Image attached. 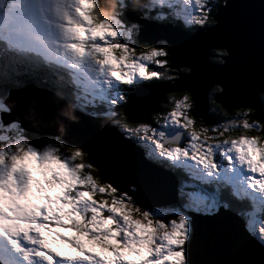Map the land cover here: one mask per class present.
<instances>
[{
  "label": "snow or ice",
  "instance_id": "obj_1",
  "mask_svg": "<svg viewBox=\"0 0 264 264\" xmlns=\"http://www.w3.org/2000/svg\"><path fill=\"white\" fill-rule=\"evenodd\" d=\"M100 6L0 0V113L19 106L23 62L64 68L102 103L70 100L62 123L117 134L0 143V264H264V5L223 25L229 0Z\"/></svg>",
  "mask_w": 264,
  "mask_h": 264
},
{
  "label": "water",
  "instance_id": "obj_2",
  "mask_svg": "<svg viewBox=\"0 0 264 264\" xmlns=\"http://www.w3.org/2000/svg\"><path fill=\"white\" fill-rule=\"evenodd\" d=\"M253 4L258 8L260 5H264V0H237L235 8L232 7V0H229V8H221V15L217 16L216 19L222 25L226 22L230 23L239 16L249 13ZM218 38L222 42L224 41L223 36ZM223 46H226V43ZM247 50L253 61L258 65L261 50L258 21H254L253 35L247 44ZM228 63L231 66L233 62L229 61ZM229 70L219 69L218 71L227 73ZM14 94L13 99L18 101L19 106L12 104L10 113H0V124L3 127H11L13 124H18L28 134L59 137L70 143L83 139L86 129H90L96 134H103L109 139L114 140L116 138L117 134L110 127V121L107 119L93 121L87 115L76 113L79 116V123H62V111H69L72 108L65 100L49 90L31 85L17 90ZM20 101L22 102L20 103ZM221 212H223V209ZM225 215L227 216V214ZM220 231L225 237V251L234 249L239 240L229 236L232 229L226 220L220 222Z\"/></svg>",
  "mask_w": 264,
  "mask_h": 264
},
{
  "label": "trees",
  "instance_id": "obj_3",
  "mask_svg": "<svg viewBox=\"0 0 264 264\" xmlns=\"http://www.w3.org/2000/svg\"><path fill=\"white\" fill-rule=\"evenodd\" d=\"M145 3V0H142V4ZM101 6L107 8L108 5L104 3V0H101ZM100 6V7H101ZM24 68V69H23ZM62 68L59 69H48L42 68L38 64L23 62L20 66L19 72L17 74V83L16 89H22L28 87L29 85H36L39 88L48 89L51 92L59 95L65 101L78 100L81 106H88L90 103L85 100L78 98L75 91V85L72 80V73L65 76L64 74L58 73ZM72 75V77H71ZM81 90V87L79 86ZM99 105V104H98ZM11 129V128H10ZM8 130L9 136H6V129L0 126V143L5 142L7 139H18V136H21V133L16 132L15 129ZM24 135L31 144L39 146V148L45 147L49 143H55V138L52 136H40L38 134H28L24 132ZM17 136L15 138H12Z\"/></svg>",
  "mask_w": 264,
  "mask_h": 264
},
{
  "label": "clouds",
  "instance_id": "obj_4",
  "mask_svg": "<svg viewBox=\"0 0 264 264\" xmlns=\"http://www.w3.org/2000/svg\"><path fill=\"white\" fill-rule=\"evenodd\" d=\"M214 2L218 4L220 7H225L228 3V0H214ZM104 3H106L108 7L105 8L101 6L95 12V15L99 17V19L101 20L111 17L114 13H116L119 10L120 0H104ZM131 3L139 7L142 4V0H131ZM225 55H227L226 52H225ZM261 98L264 99V93L261 94ZM69 113H70L69 118L72 120H75L76 117L71 114V113H74V110L70 109Z\"/></svg>",
  "mask_w": 264,
  "mask_h": 264
},
{
  "label": "rangeland",
  "instance_id": "obj_5",
  "mask_svg": "<svg viewBox=\"0 0 264 264\" xmlns=\"http://www.w3.org/2000/svg\"><path fill=\"white\" fill-rule=\"evenodd\" d=\"M75 79H76V81L75 82H78V80H79V77H74ZM82 85V84H81ZM83 86V91H85V92H88L89 94H92L91 92H90V90L85 86V85H82ZM88 94V95H89ZM15 95V94H14ZM82 93H79V95H78V98H82L83 99V97H82ZM92 95H94V94H92ZM94 96H96V95H94ZM85 98H88V97H86V96H84ZM97 97V96H96ZM98 98V97H97ZM19 100V99H18ZM22 101H20V103H21ZM91 103L92 104H99V103H97V102H95L94 100H91ZM11 129H15L16 130V132H20V130H19V127H18V125H16V127L15 128H11ZM10 129V130H11ZM21 133V132H20ZM5 135L6 136H9V133H7V131H6V133H5ZM21 135H22V133H21ZM15 137H17V136H14V137H12V138H15ZM20 137H23V136H18V139L20 138ZM23 138H25V139H27L26 137H23ZM28 141H29V139H27ZM32 145H34V144H32ZM45 145H47V143H45ZM35 146V145H34ZM37 148H39V146L37 145L36 146ZM30 170L33 172V175H34V177L36 178V179H39L40 177H39V173L36 171V169H35V167L34 166H32V165H30Z\"/></svg>",
  "mask_w": 264,
  "mask_h": 264
},
{
  "label": "bare ground",
  "instance_id": "obj_6",
  "mask_svg": "<svg viewBox=\"0 0 264 264\" xmlns=\"http://www.w3.org/2000/svg\"><path fill=\"white\" fill-rule=\"evenodd\" d=\"M24 69V68H23Z\"/></svg>",
  "mask_w": 264,
  "mask_h": 264
}]
</instances>
